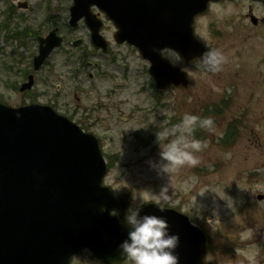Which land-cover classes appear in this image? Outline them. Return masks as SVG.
Returning <instances> with one entry per match:
<instances>
[{
  "label": "rangeland",
  "instance_id": "1",
  "mask_svg": "<svg viewBox=\"0 0 264 264\" xmlns=\"http://www.w3.org/2000/svg\"><path fill=\"white\" fill-rule=\"evenodd\" d=\"M20 1L28 7L0 0V101L55 104L60 113L75 115L99 138L110 165L105 184L116 197L131 195L127 215L158 198L202 223L210 264H264V25L240 23L234 3L212 5L196 31L206 46L224 55L221 71L209 73L164 49L166 59L188 72L189 83L159 93L149 62L135 47L115 41L114 24L97 7L92 10L104 23L107 51L92 44L83 20L77 28L69 26L73 0ZM258 16L264 17V9ZM55 26L64 45L36 73L34 87L20 92L37 52L33 33L46 35ZM78 39L82 43L76 47ZM185 114L211 117L213 126L195 127L193 137L202 143L194 153L199 163L166 173L157 136ZM229 126L237 131L226 143ZM75 264L103 263L84 251Z\"/></svg>",
  "mask_w": 264,
  "mask_h": 264
},
{
  "label": "water",
  "instance_id": "2",
  "mask_svg": "<svg viewBox=\"0 0 264 264\" xmlns=\"http://www.w3.org/2000/svg\"><path fill=\"white\" fill-rule=\"evenodd\" d=\"M211 1L216 0H74L69 25L75 28L84 18L92 42L107 50L102 22L92 12L93 6L100 8L118 29L115 40L136 46L150 61L157 91L164 92L172 84L187 86L188 74L160 50L171 48L186 62L208 51L193 24ZM19 6L26 8L27 3ZM57 30L39 38L35 71L61 46ZM33 85L30 75L20 90ZM107 172L97 137L68 117L48 105L0 102V264H69L85 248L106 264H123L120 246L133 230L125 220L130 196L114 197L104 185ZM137 210L141 218L163 217L167 234L179 235L174 250L179 264H207V238L187 216L174 209L160 211L153 202Z\"/></svg>",
  "mask_w": 264,
  "mask_h": 264
},
{
  "label": "clouds",
  "instance_id": "3",
  "mask_svg": "<svg viewBox=\"0 0 264 264\" xmlns=\"http://www.w3.org/2000/svg\"><path fill=\"white\" fill-rule=\"evenodd\" d=\"M194 63L203 65L208 71H221L225 63L224 55L219 51L208 50L197 58ZM199 124L201 128L211 129L213 120L211 117L200 118L196 115L185 114L179 124L166 128L159 133L157 138L161 142V160L166 161L162 171L171 173V169L189 165L196 166L199 159L194 153L202 149L200 140L193 137L195 127ZM173 137L169 142L164 143L168 137ZM164 189L163 192H166ZM165 200L169 197L164 196ZM147 203V201H145ZM160 211H164L160 199L153 200ZM126 223L132 227L129 233V240L120 247L122 249L123 264H179V255L174 250L180 244L179 235L167 234V221L156 215H145L142 218L139 210L126 215ZM113 264H120L114 261Z\"/></svg>",
  "mask_w": 264,
  "mask_h": 264
},
{
  "label": "flooded vegetation",
  "instance_id": "4",
  "mask_svg": "<svg viewBox=\"0 0 264 264\" xmlns=\"http://www.w3.org/2000/svg\"><path fill=\"white\" fill-rule=\"evenodd\" d=\"M225 3H234V4H236L237 10H238V16L240 18V23L243 24V22H245V23H249L250 22L255 27L264 25V17H259L258 16V13H259L260 9H264V2L263 1H260V0H221L218 3H215L213 5H216V4H225ZM201 17H198L197 20L200 19ZM103 27H104V25L102 26V28ZM54 28H58V33H59L60 27L59 26H55L52 29H54ZM39 34L37 32L36 33L35 32L33 33V39L35 37L36 38V41H37V50L39 48V42H40L39 41V38L46 36L45 33H44V35H39ZM63 39H64V42H65V38L64 37H63ZM48 62H49V60L47 61V63ZM23 92H25V91H23ZM51 106L54 109L57 110V108H56L57 105L55 106V104H54V105H51ZM62 114H64V115L68 116L69 118L75 120V117L76 116L75 115H71L69 113V111H67V110H64ZM77 123H78V121H77ZM78 124H80V123H78ZM80 126H82L84 129H86V125H83L82 123L80 124ZM189 218H190V220H191L192 223H194L195 225H197L206 234V231H205L202 223H200L198 220H194V218H192L191 216H189ZM84 251H88V250L85 249V250L80 251L77 255H75L71 259V261H70L69 264H75L76 257L78 255H80Z\"/></svg>",
  "mask_w": 264,
  "mask_h": 264
},
{
  "label": "trees",
  "instance_id": "5",
  "mask_svg": "<svg viewBox=\"0 0 264 264\" xmlns=\"http://www.w3.org/2000/svg\"><path fill=\"white\" fill-rule=\"evenodd\" d=\"M215 112H217V110H215ZM236 127L234 126H229L227 132H226V136L224 137V142L226 143H231L234 140V137L236 135Z\"/></svg>",
  "mask_w": 264,
  "mask_h": 264
}]
</instances>
